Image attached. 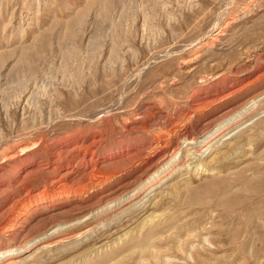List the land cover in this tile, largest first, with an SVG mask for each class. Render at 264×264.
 <instances>
[{"label":"rangeland","instance_id":"1","mask_svg":"<svg viewBox=\"0 0 264 264\" xmlns=\"http://www.w3.org/2000/svg\"><path fill=\"white\" fill-rule=\"evenodd\" d=\"M0 264H264V0H0Z\"/></svg>","mask_w":264,"mask_h":264},{"label":"bare ground","instance_id":"2","mask_svg":"<svg viewBox=\"0 0 264 264\" xmlns=\"http://www.w3.org/2000/svg\"><path fill=\"white\" fill-rule=\"evenodd\" d=\"M190 138H192V137H190ZM192 139H193V138H192ZM192 139H191V140H192ZM194 140H195V139H194ZM206 141H207V140H206ZM206 141L204 140L203 142L206 143ZM208 142H210V141H208ZM208 142H207V143H208ZM190 143H192V142H190ZM257 183H258V182H257ZM119 198H120V197H119ZM14 251H16V250H14Z\"/></svg>","mask_w":264,"mask_h":264}]
</instances>
